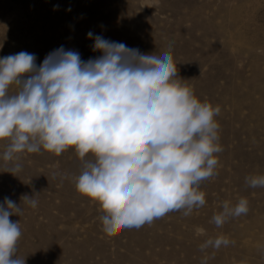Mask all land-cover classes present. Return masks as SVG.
Returning a JSON list of instances; mask_svg holds the SVG:
<instances>
[{
	"label": "rangeland",
	"instance_id": "rangeland-1",
	"mask_svg": "<svg viewBox=\"0 0 264 264\" xmlns=\"http://www.w3.org/2000/svg\"><path fill=\"white\" fill-rule=\"evenodd\" d=\"M89 31L145 54L171 50L183 83L221 108L218 174L201 183L206 204L191 215L173 211L109 236L99 202L76 190L74 148L17 153L22 170L13 174L0 158V204L8 197L22 209L10 216L22 233L16 255L25 264H264V187L246 183L264 175V0H0V57L26 51L39 65L63 46L86 61L101 55ZM8 143L0 140V157ZM240 198L249 212L217 228L222 203ZM221 235L234 243L200 250Z\"/></svg>",
	"mask_w": 264,
	"mask_h": 264
},
{
	"label": "clouds",
	"instance_id": "clouds-1",
	"mask_svg": "<svg viewBox=\"0 0 264 264\" xmlns=\"http://www.w3.org/2000/svg\"><path fill=\"white\" fill-rule=\"evenodd\" d=\"M87 37L101 55L86 61L63 46L39 65L26 51L0 57V140H9L0 158L13 174L22 170L17 153L74 148L82 161L76 190L99 202L109 236L173 211L191 215L206 204L201 183L218 174L220 106L200 101L183 83L171 50L145 54L92 31ZM246 183L264 187V175ZM33 196L21 201L36 208ZM19 205L8 197L0 204V264H25L16 255L20 224L10 220L22 215ZM248 212L246 198L234 206L224 201L211 222L219 228ZM231 243L221 235L200 250Z\"/></svg>",
	"mask_w": 264,
	"mask_h": 264
}]
</instances>
